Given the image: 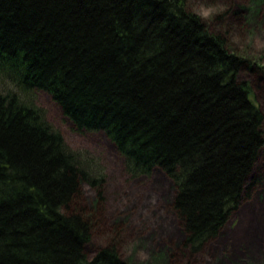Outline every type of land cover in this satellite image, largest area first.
<instances>
[{
    "label": "trees",
    "instance_id": "1",
    "mask_svg": "<svg viewBox=\"0 0 264 264\" xmlns=\"http://www.w3.org/2000/svg\"><path fill=\"white\" fill-rule=\"evenodd\" d=\"M227 30L187 0H0V264H127L113 244L88 255L106 180L38 91L104 133L129 176L173 182L183 257L220 236L264 183V112L241 78L262 69Z\"/></svg>",
    "mask_w": 264,
    "mask_h": 264
},
{
    "label": "rangeland",
    "instance_id": "2",
    "mask_svg": "<svg viewBox=\"0 0 264 264\" xmlns=\"http://www.w3.org/2000/svg\"><path fill=\"white\" fill-rule=\"evenodd\" d=\"M187 2L189 6L191 0ZM202 2L223 3L228 9L208 23L212 27H222L224 32L228 29L230 34L239 33L244 39L249 35L264 34V1ZM224 17L230 25L220 22ZM241 43L242 46L235 45L237 51L262 69L256 72L246 69L241 78L251 82L256 102L264 112V54L253 55L243 40ZM33 99L45 112L48 122L63 135L67 146L95 159L106 180L102 202L98 203L95 212L92 240L86 247L89 256L113 244L127 264H141L136 250L131 254L127 250V245L135 243L137 249L144 250L149 256L144 264H264V183L233 215L216 240L203 245L195 254L183 257L185 233L173 209V182L159 169L151 176L132 178L125 171L122 156L104 133L76 131L45 92L34 93ZM262 166L264 170V164ZM97 199V192L85 186L84 204L88 207Z\"/></svg>",
    "mask_w": 264,
    "mask_h": 264
},
{
    "label": "clouds",
    "instance_id": "3",
    "mask_svg": "<svg viewBox=\"0 0 264 264\" xmlns=\"http://www.w3.org/2000/svg\"><path fill=\"white\" fill-rule=\"evenodd\" d=\"M191 15L196 17L200 22L208 24L215 18L228 9L223 3H205L202 0H191L190 4ZM230 43L237 46H242V40L252 49V54H264V34L257 33L254 36L249 35L246 39L242 38L239 33L230 34ZM127 250L131 254L132 250H136V255L141 264L149 259L148 254L144 250L137 249L135 243L127 245Z\"/></svg>",
    "mask_w": 264,
    "mask_h": 264
}]
</instances>
